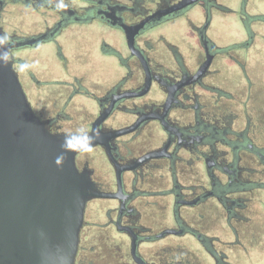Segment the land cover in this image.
<instances>
[{"label":"flooded vegetation","instance_id":"flooded-vegetation-1","mask_svg":"<svg viewBox=\"0 0 264 264\" xmlns=\"http://www.w3.org/2000/svg\"><path fill=\"white\" fill-rule=\"evenodd\" d=\"M179 1L65 0L68 6L56 11L46 0H0V28L11 37V44H19L11 50L18 66L25 61L22 51L47 46L64 62L62 45L76 41L70 36L75 27H81V31L90 25L101 27L99 39L93 41L103 57L112 59L115 70L109 81L93 85L87 82V73L77 75L73 71L67 73L68 79L44 77L38 81L30 71L25 73L27 83L35 80L39 90L55 85L66 92L63 103L53 99L57 111L47 107V100L37 99V108L31 103L36 114L58 131L72 132L82 125L92 132L101 120V132H121L106 145L79 153L76 163L80 170L89 171L99 189L109 195L93 199L88 206L99 201L109 204L104 227L129 240L126 256L130 263L200 264L194 253L181 247H155L154 254L150 249L140 251L143 244L189 236L200 245L198 254L208 255L212 264H234L223 251L228 248L224 245L230 244L218 235H208L215 225L207 222L211 220L207 212L224 219L236 236V242H231L234 245L240 243L238 227L250 217H262L258 207L260 202L264 205V112L255 124L251 104L256 85L249 79L252 70L248 65L250 95L247 105L243 103L247 106L244 117L235 110L240 98L236 99L219 75L227 60L238 63L245 73L242 62L232 53L237 48L250 50L255 42L251 26L263 24L264 14L247 12L241 16L247 38L223 46L208 36L212 11L232 10L217 0H199L161 20H149L135 36L133 46L129 45L123 25H138ZM196 7L205 19L198 25L190 22L196 42L187 44V54L163 36H159L158 42L163 43L159 50L147 36L163 24L186 17ZM24 28L33 32L23 33ZM83 97L93 110L83 117L68 113L67 108L76 106V100ZM242 121L245 123L240 125ZM68 122L69 130L65 129ZM94 160L106 163L109 170L97 175ZM160 201L163 213L171 204V223H167L166 214L162 221L157 220ZM183 213L190 217L185 218ZM220 244H224L222 248ZM102 245L106 250H80V246L76 264H127L118 262L123 253ZM114 249L121 250L119 246Z\"/></svg>","mask_w":264,"mask_h":264},{"label":"water","instance_id":"water-1","mask_svg":"<svg viewBox=\"0 0 264 264\" xmlns=\"http://www.w3.org/2000/svg\"><path fill=\"white\" fill-rule=\"evenodd\" d=\"M198 1L180 0L138 25H123L129 45L149 20ZM18 46L9 45L10 50ZM14 66L13 60L0 68V264H51L50 258L61 256L76 264L89 202L109 195L89 171L78 168L79 152L66 153L62 167L56 165L70 132L58 131L36 114ZM119 134L101 132L94 146Z\"/></svg>","mask_w":264,"mask_h":264},{"label":"rangeland","instance_id":"rangeland-1","mask_svg":"<svg viewBox=\"0 0 264 264\" xmlns=\"http://www.w3.org/2000/svg\"><path fill=\"white\" fill-rule=\"evenodd\" d=\"M217 2L219 5L232 10L229 12L219 10L212 11L208 36L219 45L228 46L234 43H242L247 38V31L241 20V16L244 17V14H247V12L249 14H264V0H249L248 5L247 0H245V3L244 0H217ZM202 12L203 11L199 10L197 7L193 8L187 13L186 17L163 24L150 31L147 36L152 38V41L159 46V50L163 48V43L158 42L159 36H163L167 42L178 45L182 54H187L189 49L187 44H194L196 42V37L194 33L191 32L189 24L190 22L197 25L203 23L205 16ZM16 19L19 20L20 18L16 17ZM75 28V32L70 36L75 37L76 41L65 42L62 45L63 54L66 58L64 62L56 57L55 51L52 50L50 46L43 49H27L20 53L25 61H32L35 63V68L30 71L35 77V80L42 81L44 77H49L51 79H68L67 73L72 71L77 75L87 73V82H91L90 84L93 85L104 83L113 77L114 74L112 75L111 71H114L115 67L114 64L111 63L112 59L110 57H103L99 47L96 46L97 42L93 41V39H99L101 27L98 25H90L86 26L85 29L83 28L82 31L81 27ZM251 29L254 33L255 42L250 50L247 51L245 48H237L235 52L232 53L237 60L242 62L245 73L238 63L227 60L222 63L223 66L221 67L219 79L221 82L228 85L227 88L235 95L237 100L240 98L239 104L235 106V110L240 113L241 117H244L243 113L247 107H244L243 103L247 105V97L250 95L247 90L249 81L251 80V82L256 85L253 89L255 92V99L251 104V109L255 118V124H257L259 120H262L261 115L264 112V23L254 24L251 26ZM21 31L23 33L33 32L32 29L28 28H24ZM63 65H66L67 68H64ZM247 65L252 70V72L248 74L250 80L247 79ZM26 75L25 72L20 73L32 105L36 107L37 99L40 101L47 100V107L57 111V105H54L55 101L53 99H60L61 103H63L66 92H63L61 88L55 85H49L39 90L36 88L35 80H32V84L30 82L27 83ZM27 84L31 86L27 88ZM76 102V106L67 108L68 113L72 114L76 112L83 117L85 112L93 110L92 105L89 103L90 101L85 97L77 99ZM244 123L245 121H242L240 125ZM65 129L69 130V122L65 126ZM257 141H261L260 137H258ZM93 163L97 175L105 174L107 170H109L106 163L101 164L96 160H94ZM256 204L257 201H255L253 205ZM108 206L109 204L102 201L88 206L80 250H106L102 245V243H104L105 247L110 250L123 253L124 257L119 258V263L132 264L126 256L129 240L120 236L114 229L104 227L107 221L106 210ZM162 206H164L162 201L156 206L157 220L162 221L160 218L166 214L167 223H171V215L169 212L171 204H169L170 208H168L167 205L165 213L160 209ZM258 208L262 210V217H250L246 223H242L241 227H238L240 243L235 245L231 244V242H236V236L224 219L216 217V214L213 215L207 212V214L210 215L208 219H211L207 220V222L210 223L213 221L215 225L214 228L209 229L208 235H218L222 242L230 244L229 246L220 244L219 247L222 248L223 245L224 247H228L223 251L234 264H264V205L260 202ZM183 216L185 218L190 217L186 216L184 213ZM188 221L192 223L191 220ZM165 245L175 248L181 247L188 253H194L200 264H212L208 255L198 254V250H201L200 245L189 236L183 238L171 237L156 244H143L141 245L140 251L145 253V251H147L145 249H150L151 254H154L156 251L154 249L155 247H162ZM116 246H119L121 250H115L114 248ZM244 247L247 248V250H243Z\"/></svg>","mask_w":264,"mask_h":264},{"label":"clouds","instance_id":"clouds-1","mask_svg":"<svg viewBox=\"0 0 264 264\" xmlns=\"http://www.w3.org/2000/svg\"><path fill=\"white\" fill-rule=\"evenodd\" d=\"M46 3L54 7L56 11H62L68 5L65 0H46ZM12 43L11 37L6 33H0V68H7L13 64L11 50L9 45ZM32 61H23L14 66L13 70L18 73L29 72L35 68ZM101 139V129L98 127L94 131L89 132L82 125H77L74 131L65 135L61 144V153L55 158L58 167H62L65 160V154L68 152L90 153L95 143ZM51 264H70L67 257H52Z\"/></svg>","mask_w":264,"mask_h":264}]
</instances>
